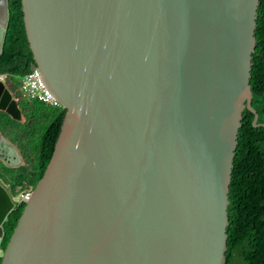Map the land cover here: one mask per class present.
<instances>
[{"label":"water","instance_id":"water-1","mask_svg":"<svg viewBox=\"0 0 264 264\" xmlns=\"http://www.w3.org/2000/svg\"><path fill=\"white\" fill-rule=\"evenodd\" d=\"M261 4L23 0L32 71L66 114L4 251L17 205L0 183L1 264H226L248 110L264 126L251 88ZM0 112L23 119L1 79ZM0 162L24 165L1 133Z\"/></svg>","mask_w":264,"mask_h":264},{"label":"trees","instance_id":"trees-1","mask_svg":"<svg viewBox=\"0 0 264 264\" xmlns=\"http://www.w3.org/2000/svg\"><path fill=\"white\" fill-rule=\"evenodd\" d=\"M23 0H10L9 22L4 54L0 58V76L24 78L35 65L27 40ZM251 88L253 107L264 124V0L261 4ZM20 122L0 112V133L15 145L25 165L7 170L0 163V181L10 186L13 195L34 191L59 139L66 111L39 101L20 99ZM254 114L248 110L237 177L232 199L226 264H264V126H254ZM19 206L4 224V251L24 211ZM1 264V259H0Z\"/></svg>","mask_w":264,"mask_h":264},{"label":"built area","instance_id":"built-area-1","mask_svg":"<svg viewBox=\"0 0 264 264\" xmlns=\"http://www.w3.org/2000/svg\"><path fill=\"white\" fill-rule=\"evenodd\" d=\"M22 81L24 83V91L28 95L30 100L39 101L51 108H57V109L61 108V105L58 103V101L48 92H46L41 74L39 73L38 70L32 71V73L24 77ZM20 99L19 100L17 99L16 101L19 102ZM30 197H31V193L25 192L22 195H20V199L14 198L15 204L18 207L19 205L29 201Z\"/></svg>","mask_w":264,"mask_h":264},{"label":"rangeland","instance_id":"rangeland-1","mask_svg":"<svg viewBox=\"0 0 264 264\" xmlns=\"http://www.w3.org/2000/svg\"><path fill=\"white\" fill-rule=\"evenodd\" d=\"M32 73V72H31ZM4 83L7 85V87L9 88V90L15 95V97L18 98H23V100L26 101H31L28 97V95L25 93L24 91V83L22 81V79L20 78H16V77H5L4 78ZM25 97V98H24ZM27 97V98H26ZM18 103V102H17ZM19 105V103H18ZM49 107V106H48ZM57 109V108H56ZM6 168V167H5ZM7 169V168H6ZM9 170V169H7ZM2 181V180H1ZM3 182V181H2ZM7 185V183H5ZM9 186V185H7ZM10 187V186H9ZM31 189H27V190H23L22 192H20L19 195H22L25 192H31ZM15 198H19L20 196H16Z\"/></svg>","mask_w":264,"mask_h":264},{"label":"clouds","instance_id":"clouds-1","mask_svg":"<svg viewBox=\"0 0 264 264\" xmlns=\"http://www.w3.org/2000/svg\"><path fill=\"white\" fill-rule=\"evenodd\" d=\"M4 78L5 77H2V76H0V79L3 81L4 80ZM23 79V78H22ZM6 85V84H5ZM7 86V85H6ZM9 89V88H8ZM13 94V93H12ZM14 95V94H13ZM14 99L15 100H17V98L15 97V95H14ZM20 98H18V100H19ZM18 103H20V101L18 102ZM60 109H62V108H60ZM23 120V119H22ZM3 136V135H2ZM6 139V138H5ZM7 140V139H6ZM9 141V140H8ZM10 142V141H9ZM11 143V142H10ZM15 146V145H14ZM16 147V146H15ZM17 148V147H16ZM18 149V148H17ZM19 150V149H18ZM21 153V152H20ZM22 155V154H21ZM23 158V157H22ZM24 160V159H23ZM1 163V162H0ZM2 164V163H1ZM3 165V164H2ZM24 165H25V162H24ZM24 165L22 166V167H24ZM4 166V165H3ZM5 167V166H4ZM21 167V168H22ZM18 170V169H17ZM0 183L2 184V185H4L8 190H9V192L11 193V195H13V193H12V191H11V189H10V187L9 186H7L4 182H2V181H0ZM34 191H31L30 193H31V195H32V193H33ZM16 196H20V195H13V197L15 198ZM23 204H25V203H23ZM23 204H21V205H23ZM21 205H19V206H21ZM18 206V207H19ZM17 207V208H18Z\"/></svg>","mask_w":264,"mask_h":264},{"label":"bare ground","instance_id":"bare-ground-1","mask_svg":"<svg viewBox=\"0 0 264 264\" xmlns=\"http://www.w3.org/2000/svg\"><path fill=\"white\" fill-rule=\"evenodd\" d=\"M1 12H0V18H2L1 21L5 20V15H4V12H3V8H0ZM6 14V13H5ZM3 16V17H2ZM18 199V198H17Z\"/></svg>","mask_w":264,"mask_h":264},{"label":"flooded vegetation","instance_id":"flooded-vegetation-1","mask_svg":"<svg viewBox=\"0 0 264 264\" xmlns=\"http://www.w3.org/2000/svg\"><path fill=\"white\" fill-rule=\"evenodd\" d=\"M0 12H1V10H0Z\"/></svg>","mask_w":264,"mask_h":264}]
</instances>
